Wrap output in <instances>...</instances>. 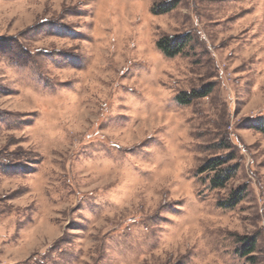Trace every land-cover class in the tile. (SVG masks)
<instances>
[{"label": "rangeland", "instance_id": "rangeland-1", "mask_svg": "<svg viewBox=\"0 0 264 264\" xmlns=\"http://www.w3.org/2000/svg\"><path fill=\"white\" fill-rule=\"evenodd\" d=\"M0 264H264V0H0Z\"/></svg>", "mask_w": 264, "mask_h": 264}, {"label": "trees", "instance_id": "trees-1", "mask_svg": "<svg viewBox=\"0 0 264 264\" xmlns=\"http://www.w3.org/2000/svg\"><path fill=\"white\" fill-rule=\"evenodd\" d=\"M183 43L184 42H181L174 46H171L169 45V40L161 41L158 44V48L164 53L165 56L172 58L183 51L184 48ZM177 99L179 103L182 105L187 103V101L184 100L182 96L178 97ZM224 163L225 162H223L221 159H216L204 165V167L200 170V173H205V172L215 173L210 180V185L213 189L224 188L234 175V170L232 167L219 168L222 167ZM240 199H241V192L234 193L232 200L226 202L224 206L232 208L239 202ZM253 251H254V242H250L246 246L243 255L247 256L251 254Z\"/></svg>", "mask_w": 264, "mask_h": 264}]
</instances>
